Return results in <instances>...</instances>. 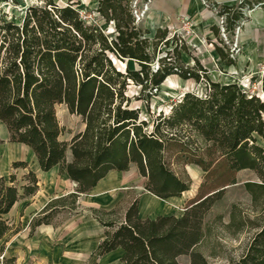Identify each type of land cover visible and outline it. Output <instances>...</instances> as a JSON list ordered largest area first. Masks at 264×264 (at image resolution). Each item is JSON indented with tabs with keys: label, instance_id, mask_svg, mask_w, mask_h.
I'll return each instance as SVG.
<instances>
[{
	"label": "trees",
	"instance_id": "trees-1",
	"mask_svg": "<svg viewBox=\"0 0 264 264\" xmlns=\"http://www.w3.org/2000/svg\"><path fill=\"white\" fill-rule=\"evenodd\" d=\"M6 1L13 0L0 3ZM130 1L97 0L96 12L113 23L114 35L83 20L74 3L44 0V4L30 5L20 24L0 17V121L8 140L30 147L43 171L57 166L59 174L76 183L74 191L52 199L32 218L30 235L41 224H53L56 212L75 211L78 197L109 171H127L131 164L146 178L145 189L161 199L180 197L190 187L188 176L173 170L175 162L198 165L206 179L220 183H235V172L252 170L259 181H245L244 187L254 199L264 193V150L258 143V139L264 142V100L236 82L210 80L196 58L189 66L175 63L168 57L170 51L157 57V44L152 49L145 36L149 31L135 22ZM232 7L223 5L218 14L226 16L225 31L234 32L246 17L239 10L230 14ZM213 30L218 35V28ZM215 49L227 65L235 64V59ZM175 52L181 61L178 49ZM114 58L134 60L139 69L122 71ZM156 59L157 67L152 69ZM171 74L197 82L204 77L205 93L186 92L171 114L160 113L148 131L141 108L131 105L127 87L130 83L140 86L148 110L149 95ZM60 104L84 124L68 142L60 139L63 129L56 114ZM192 134L204 144L205 154L190 143ZM22 166L26 162L12 163L13 168ZM27 176L22 194L15 174L8 180L0 176V240L20 230L4 216L19 198L38 189L35 173L29 170ZM220 191L190 199L179 216L141 218L138 198L121 214L117 205L110 210L92 208L93 217L104 227V237L89 261L96 264L99 257L120 247L123 264H210L196 247L204 236L203 217ZM4 247L2 243L0 253ZM182 255L189 257V263L179 261ZM231 264H264V223L245 253Z\"/></svg>",
	"mask_w": 264,
	"mask_h": 264
},
{
	"label": "rangeland",
	"instance_id": "rangeland-1",
	"mask_svg": "<svg viewBox=\"0 0 264 264\" xmlns=\"http://www.w3.org/2000/svg\"><path fill=\"white\" fill-rule=\"evenodd\" d=\"M243 1L247 2H244L243 7L240 8L239 5ZM67 2L68 1L64 0V3ZM207 2L209 6L206 8L214 12L217 16L218 35H214L213 39L209 40L200 35L199 39H195V35L174 34V30L178 29L180 26L178 20H176L173 25L160 23L158 27L148 30L149 33L145 36L149 38L150 45L154 46V44H157V57H163L166 55L167 51H170L168 57L171 56L172 60L179 65L193 66L194 58L199 59L200 65L207 70L206 76L212 81L220 83L236 82L240 86H248V84L251 86V83L255 82V93H258L259 97H262L260 99L264 100V96L260 91V86L262 87V85H264V74L262 75L258 72L260 66L263 65L264 62L257 65L256 72L247 71L244 69L245 65L243 63H237V57L240 53H242V44L240 43L239 38L240 27L245 21H241L240 27H236L234 32L227 30L223 32V29L226 28V16L218 14L221 6L233 5L229 12L230 14L235 10H239L242 11L244 16H249L256 9L261 8L264 10V0H207ZM37 3L44 4V0L41 2H39V0H13L12 2H1L0 17L6 21H12L20 24L26 12V8ZM92 3L93 0H78V4L75 5V8L79 10L83 9L85 14H89L96 19L97 24L105 31L106 34L114 35L115 30L113 23H107L103 18H101L97 14L96 10L92 8ZM151 6L152 3L143 16L142 21L137 24L142 29H147L145 27L144 20L147 17ZM138 7H143L142 0L139 1ZM213 7H215L216 11ZM167 39L169 40L165 45L164 42ZM176 44L178 45L177 47H175ZM153 46L152 49L154 48ZM215 47L220 48L228 57L235 59L236 64L227 65L226 58H221ZM176 49H178L181 61H178L176 58ZM114 62L118 69L122 71H124L126 67H129L130 69H139L137 62L134 60L126 59L124 61H119L115 59ZM156 67L157 59L152 64V69H155ZM196 70H199V68H196ZM199 73H201V71ZM205 90L206 79L202 76H200V81L197 82L193 78L183 79L179 75L171 74L166 77V79L159 86V89L154 92L153 95H149L150 99L148 110H146L144 106L145 98H142L143 94H139L140 86L130 83L127 87L126 94L131 97L132 106H139L141 108L140 117L141 119L147 120L148 125L145 129L150 131L153 129V125L157 121L158 115L160 113L163 115H170L172 106L180 101L186 92L203 95ZM56 114L59 124L63 129L62 134L60 135L61 140L68 142L74 134L83 130L84 124L82 123L81 118L74 114H70L64 104L57 105ZM184 134L187 135L188 133ZM190 137L192 140L190 141L192 146L199 147V154H205L206 150L201 140L194 134ZM0 139H3L2 144H4V146L8 145V136L3 134L1 124ZM184 139L186 140L185 137ZM258 143L264 150V142L258 139ZM13 150L14 152L16 151L14 147ZM2 153L4 152H2V149L0 148L1 157ZM70 154V150L68 149L66 155L69 160L71 159ZM24 156L27 158L29 157L27 154ZM205 160L209 161L210 159L205 157ZM172 168L179 175L188 176L190 179L189 188L192 189L190 192H193V194L190 197H188L190 194H185L184 196H181V198L167 199L171 202V205H169L167 200H160L156 206V211H161L165 215H169L171 213H174V215L181 214L185 211L190 199L221 190L220 195L213 200L211 207L203 217L202 230L204 236L202 241L197 245L196 250L201 252L210 264H231L233 261L238 260L245 253L253 236L264 223V193L259 194L257 198L254 199L252 194L244 187L245 181H259L256 173L249 169L240 170L234 173L236 180L235 183H220L206 179L205 172L200 166L195 164H182L181 162H175V164L172 165ZM14 171L15 170L10 169L9 172L6 173V171L4 172L0 167V175L4 176L7 180L9 175ZM122 175L126 178V184L119 187L117 190V195L120 197V202L117 204L120 208V214L124 212L126 207L134 198H138L142 203L143 200L149 196V194H152L145 189L146 178L138 174L134 164H131L129 169L125 173H122ZM130 177L133 178L128 181ZM21 178L22 175L18 172L16 176L17 186L19 187V190L22 191V189H20V183L24 180ZM24 178L26 181L25 183H28L29 177L27 176V173L24 175ZM82 200L84 205L87 207L90 203H92L89 196H83ZM87 207H84L86 211ZM141 209L144 211L142 207ZM75 212L60 210L52 217V223L54 226H62L66 223L80 225L82 227L81 236L87 239L90 247L93 243L100 239L101 236H104V228L85 222V220H88L87 217H85V219L83 218V216L87 214L86 212L82 211L81 216H72L76 214ZM148 215L154 216L155 212L148 213ZM13 218L9 220L10 223L13 224V228H20V224L16 223V220L14 222L12 221ZM6 238L8 239L9 236H5L0 240V246ZM4 246L3 253H0V264H14L15 258L10 256L8 252L4 256V253L7 250L5 244ZM83 255L84 252H81L82 262L79 264H91L89 261L90 258L88 257L84 260ZM11 258L13 260H10ZM179 261L189 263V257L182 255L179 257Z\"/></svg>",
	"mask_w": 264,
	"mask_h": 264
},
{
	"label": "crops",
	"instance_id": "crops-1",
	"mask_svg": "<svg viewBox=\"0 0 264 264\" xmlns=\"http://www.w3.org/2000/svg\"><path fill=\"white\" fill-rule=\"evenodd\" d=\"M53 1L62 5L67 3L78 4V0H66L68 1L67 3H64V0ZM97 3V0H93L92 8L95 10ZM180 15H188L190 17L193 23V35L196 36L195 39H199L200 35L211 40L214 35H217L213 30V27L218 28L217 16L214 12L203 6L200 0H153L144 24L147 30L158 27L160 23L173 25ZM245 17V22L240 27L239 38L242 44V53L238 55L237 63H243L245 65L244 69L247 71L256 72L257 65L264 62V10L261 8L256 9L251 15H245ZM0 124L3 128V134L8 136L5 125L1 121ZM7 144V146H4L2 143L0 144V148L4 152L2 153V157L0 156L1 169L4 172L6 171V173L10 169L15 170L13 172L15 176L19 172L22 175L21 179L24 180L20 183V186L26 184L24 175L31 170L38 179V189L33 195L19 198L4 216L8 221L14 217L15 219L13 218L12 221L16 220V223L20 224V230L16 234L9 236L8 239L6 238L7 240L3 242L7 249L4 256L8 252L10 256L15 258L14 264H79L82 262L81 252H84L83 259L86 260L104 236H101L100 239L89 247L87 239L81 236L82 227L78 224L67 223L62 226L41 224L35 227L31 235L29 234L32 218L52 199L74 191L76 183L70 180L65 173L59 174L57 166L48 171H43L38 164L34 152L27 145L15 142ZM12 146L15 148V152ZM25 154L29 155V157H25ZM70 160L67 159V161ZM15 161L26 162V166L13 168L12 163ZM125 172L111 170L89 192L81 194L77 199V209L75 210L76 212L74 211L76 214L72 216H81L82 211L86 212L87 214L83 218L87 217L88 220H85V222L102 228L103 226L93 217L91 209L110 210L120 202L117 190L126 184V178L122 175ZM132 178L130 177L128 181L132 180ZM191 190L189 188L182 192L181 196L185 194H190L188 197L192 196L193 192L191 193ZM19 193L22 194V191L19 190ZM83 196H89L92 200V203L88 207L84 205ZM181 196L169 198H181ZM169 198L161 199L154 194H149L142 203L139 201L140 217L154 218L157 215H165L161 211H156V206L160 200H167ZM168 203L171 205V202L168 201ZM84 207H87V211ZM141 207L144 211H142ZM154 212V216L148 215V213ZM123 254V249L118 247L99 257L96 264H123L121 261Z\"/></svg>",
	"mask_w": 264,
	"mask_h": 264
},
{
	"label": "built area",
	"instance_id": "built-area-1",
	"mask_svg": "<svg viewBox=\"0 0 264 264\" xmlns=\"http://www.w3.org/2000/svg\"><path fill=\"white\" fill-rule=\"evenodd\" d=\"M139 1L140 0H131L130 1L132 15L134 16L136 23H139L140 21H142L143 16L147 12L150 4L152 3V0H142L143 7L139 8L138 7ZM200 1H201L202 5H204L205 7L209 6L207 0H200ZM213 9L215 10V7H213ZM78 12H79L81 18L83 20H85L87 23H89V24H97L96 19L94 17H92L91 15H89V14H85L83 9L82 10L78 9ZM178 22H179L180 26H179L178 29L174 30V32H173L174 34H177V35L178 34H180V35H184V34L185 35H193L194 34V30L192 28L193 23H192V21H191V19H190V17L188 15H180V16H178ZM221 22H223V21H221ZM224 31H225V29H223V32ZM258 72H259V74H262V75L264 74V64L260 66V69H259ZM249 85L250 84H248V86L247 85H245V86H240L239 85V86L243 90H246L247 92H250L251 94H256V96L259 97V94L255 93V90H256L255 82H252L251 86H249ZM260 91H261L262 95L264 96L263 85H262V87L260 86ZM259 98H262V97H259Z\"/></svg>",
	"mask_w": 264,
	"mask_h": 264
}]
</instances>
